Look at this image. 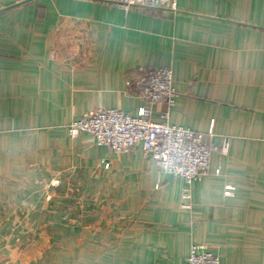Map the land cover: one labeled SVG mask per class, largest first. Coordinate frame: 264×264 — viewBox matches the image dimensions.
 <instances>
[{
    "label": "crops",
    "instance_id": "0c3cea01",
    "mask_svg": "<svg viewBox=\"0 0 264 264\" xmlns=\"http://www.w3.org/2000/svg\"><path fill=\"white\" fill-rule=\"evenodd\" d=\"M165 67L169 124L228 139L187 209L184 180L141 146L112 154L66 129L98 108L159 121L165 105L125 82ZM56 180L50 202L38 196ZM70 187L83 190L82 216L61 213ZM192 246L220 264H264V0L126 13L113 0H0V264H186Z\"/></svg>",
    "mask_w": 264,
    "mask_h": 264
},
{
    "label": "built area",
    "instance_id": "2783aa9c",
    "mask_svg": "<svg viewBox=\"0 0 264 264\" xmlns=\"http://www.w3.org/2000/svg\"><path fill=\"white\" fill-rule=\"evenodd\" d=\"M113 3L125 13L132 8L175 10L176 7V0H113ZM125 86H135L138 97L148 105H165L159 121L149 120L144 108H140L136 116L119 109L98 108L68 125L69 136L77 138L80 134H88L94 146L105 147L112 154H128L141 146L144 156L155 163L159 173L184 180L186 186L180 195V206L190 208L191 185L207 175L212 152L226 154L228 139L220 146L209 145L203 134L169 124L176 98L170 68L141 69L137 76L126 80ZM186 264H220V261L217 256L192 246Z\"/></svg>",
    "mask_w": 264,
    "mask_h": 264
},
{
    "label": "rangeland",
    "instance_id": "374dc122",
    "mask_svg": "<svg viewBox=\"0 0 264 264\" xmlns=\"http://www.w3.org/2000/svg\"><path fill=\"white\" fill-rule=\"evenodd\" d=\"M52 182V180H51ZM51 182H49L50 184L48 185L47 182H44V186L43 188L38 192V196H43L45 197L44 200L50 202L52 198L51 196V193H50V190L48 188H51V185H52V188L53 187H57L58 188V182L57 180L51 184ZM56 188V190H57ZM83 190H80L79 188H68L67 190H64V191H61V193L58 195L60 197V200L61 201H64V200H68L71 202V204L68 202V201H64L63 203H61L60 205V209H61V213L64 212L65 215L67 216H71L73 215L72 213L76 214V216H82L83 212H84V204H83V193H82ZM36 206H28V209H31V208H35ZM50 207V206H49ZM47 207V210H49L50 208ZM24 211V210H23ZM80 218V217H79ZM63 224V225H62ZM72 224H74V222H61V227L63 228H69V226H72ZM82 226V224H81ZM29 239V243H32L33 241V237L31 238H27ZM12 240L16 241L17 243H20V238L19 237H16V238H12ZM62 241V240H61ZM64 244H67V243H70L69 242V239H65L62 241ZM61 242V243H62Z\"/></svg>",
    "mask_w": 264,
    "mask_h": 264
}]
</instances>
